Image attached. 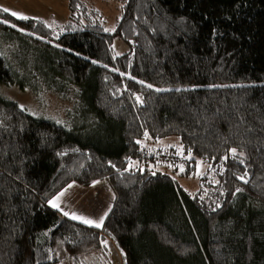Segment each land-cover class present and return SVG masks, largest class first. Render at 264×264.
I'll return each instance as SVG.
<instances>
[{"label":"trees","instance_id":"16d2710c","mask_svg":"<svg viewBox=\"0 0 264 264\" xmlns=\"http://www.w3.org/2000/svg\"><path fill=\"white\" fill-rule=\"evenodd\" d=\"M75 1L59 32L0 8V86L23 89L27 77L73 90L79 121L103 137L0 95V264H110L111 250L121 264H264V0H119L114 32ZM115 39L129 51L116 56ZM170 137L189 162L219 165V184L191 198L170 176L130 165L156 162L140 141ZM102 182L114 204L101 228L48 203L72 183Z\"/></svg>","mask_w":264,"mask_h":264},{"label":"rangeland","instance_id":"374dc122","mask_svg":"<svg viewBox=\"0 0 264 264\" xmlns=\"http://www.w3.org/2000/svg\"><path fill=\"white\" fill-rule=\"evenodd\" d=\"M81 1L83 0H76L72 5H75L76 7ZM85 1H88L89 6L94 7L99 11L100 18L96 17L94 20H101L102 24L105 25V27H103L104 30H110L106 32H114L111 31V29H115L116 23L122 14L121 3L119 0ZM31 2L36 3V8L31 7L29 11H33L34 9L35 11L30 14L21 11L20 14L26 15L32 19L43 20L45 23L50 24L55 32H59V30L56 29L67 23L71 13L70 0H31ZM72 24L74 25L73 20ZM4 36V34L0 33L1 44L8 41L7 37ZM23 49L22 45L19 48L15 46L13 47V51L16 54L21 55V58H24L23 56L25 54ZM128 51V45L124 44L121 40H114L113 52L116 56L122 55ZM11 53L12 50L8 49V54L10 55ZM117 53H119V55H117ZM21 81L23 83V89H20L19 85L10 88L0 86V95L16 103L21 109L34 118L51 121L61 126H69L67 129L81 131L82 133L91 136L90 139L92 141L103 140V137L98 138L96 135V133L100 132L98 131L100 126L94 131V127L90 125V122H87L86 124L79 121L81 110H75V108H73L75 100L73 90L69 89L70 91H68V94L64 97L58 95L52 88H48L45 85L38 87L36 84L28 83L27 77H23ZM139 144L140 148L144 149L146 154H156L158 156L155 160L156 162H148L145 166L139 161H136L130 163V165L133 164L136 166L139 164L141 165L139 167L140 169L147 167L153 169L154 172L170 176L176 182L178 187H180L191 198L194 197L197 190L206 189L207 186L217 185L220 182L219 165L216 163H203L200 160L189 162L193 156L190 153H184L180 139L177 137L165 138L154 142L140 141ZM168 148L173 149L172 154H170V156H172L171 161L168 158H165L166 151L167 153L170 152L168 151ZM161 157L164 158L166 163H164L163 160L161 161ZM181 169L183 170L181 171ZM99 198L100 197L96 193L95 195L90 196L89 200L88 198L84 199L81 209L77 208L79 203H75V206H66V212L68 211L70 215L76 212L78 213L75 214L77 216H83L87 219L90 218L94 221L99 220L104 216V213L96 209V207H100V205H96V202H91L93 199ZM113 204L114 202H111L110 209L113 207ZM87 211H90L89 218L86 216ZM111 247H114V244ZM111 249L113 248H110V250ZM109 261L110 264H120L118 255H116L114 251L112 252V250Z\"/></svg>","mask_w":264,"mask_h":264},{"label":"crops","instance_id":"0c3cea01","mask_svg":"<svg viewBox=\"0 0 264 264\" xmlns=\"http://www.w3.org/2000/svg\"><path fill=\"white\" fill-rule=\"evenodd\" d=\"M31 7L36 8V3H32L31 0H0V8H7L9 9V12L14 11L20 13L21 11H23L27 14H30L35 11V9L33 11H29ZM70 185L71 187L68 186L62 191L65 194L63 197H61L59 201L60 208L55 210H57L61 215H63V213L66 212L65 207L68 205L73 206L75 203H79V206L77 208L81 209V207L83 206L82 203L84 202V199L88 198L89 200L90 196L95 195L97 193L100 198L93 199L91 202H96V205H100V207H96V209L100 212L102 211L104 213L103 217L105 218V213L107 214L111 210V202H114V194L106 183H96L88 188L79 186L75 183H72ZM89 212L90 211L86 212L87 217H90ZM74 214L78 213L74 212ZM118 259L121 264L120 257H118Z\"/></svg>","mask_w":264,"mask_h":264},{"label":"snow or ice","instance_id":"6c2138e0","mask_svg":"<svg viewBox=\"0 0 264 264\" xmlns=\"http://www.w3.org/2000/svg\"><path fill=\"white\" fill-rule=\"evenodd\" d=\"M2 11L5 12V13H9L10 15H12L13 17H15L16 19H19V20H28V19H30V17H28L26 15H23V14H20V13H17V12H14V11L13 12H9V9H7V8L2 9ZM0 23H7V21L0 20ZM12 26L14 27V25H12ZM105 31H110V30L109 29H105ZM111 31H115V29L113 28V29H111ZM117 55H119V53H117ZM92 63H97V62L96 61H92ZM145 86L149 87V88L152 87L151 85H145ZM157 91H166V89H157ZM177 91H179V89H177ZM136 100L138 102H141V97H139V96L136 97ZM145 137H147V133H145ZM231 154L233 156H236L237 155L236 149H232L231 150ZM240 155L242 156L243 153H240ZM182 170L183 169H181V171ZM246 176H247V173L245 172V174L243 176H238L237 179L243 181L244 183H247L248 181L246 180ZM69 187H71V185H69ZM236 191L239 192V191H241V189L237 188ZM64 194H65L64 192H61L54 199L49 200L48 201L49 205L52 208H54V209H59L60 208L59 201H60L61 197L64 196ZM217 207H219V205H217ZM63 215L69 217L72 220H77L80 223L86 224V225H88L90 227L101 228L103 226V224H104V217H101L99 220H95L94 221L92 219H87V218H85L83 216H77L75 214L70 215L68 212H64ZM105 215H107V214L105 213ZM104 246L107 247V242L106 241L104 242Z\"/></svg>","mask_w":264,"mask_h":264},{"label":"built area","instance_id":"2783aa9c","mask_svg":"<svg viewBox=\"0 0 264 264\" xmlns=\"http://www.w3.org/2000/svg\"><path fill=\"white\" fill-rule=\"evenodd\" d=\"M148 155H150L151 156V154H148ZM153 155V154H152Z\"/></svg>","mask_w":264,"mask_h":264}]
</instances>
